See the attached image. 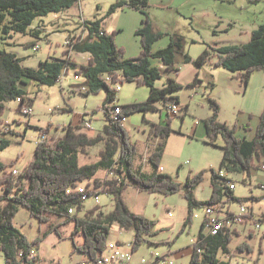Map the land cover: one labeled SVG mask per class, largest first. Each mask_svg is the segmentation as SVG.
<instances>
[{"label":"trees","instance_id":"1","mask_svg":"<svg viewBox=\"0 0 264 264\" xmlns=\"http://www.w3.org/2000/svg\"><path fill=\"white\" fill-rule=\"evenodd\" d=\"M79 1L0 0L1 41L9 47H15L16 44L11 41L17 34L39 38L40 26L32 27L39 17L65 12ZM126 6L140 11L143 15L141 27L136 31V35L141 38L142 50L140 55L133 59L127 58L125 51L115 44V32L104 30V22L109 16ZM148 8L149 0H122L112 5L106 18L84 22L85 34L75 38L72 36L70 39L75 40L71 52L91 55L86 65L72 62L69 58L49 57L40 62L38 67L32 68L24 66V57L5 49L0 51V116L4 114L6 103L16 102L18 98L28 100L26 87L30 84L54 86L67 74L70 67H75V73L83 76L87 94H106V125L101 133L90 136L80 131L81 126H70L64 128V135L58 139L40 140L33 161L19 175H15L13 170L9 172L8 169L13 163H0V252L5 256L7 264L38 262V256L33 258L30 253L32 250H39L40 239L30 241L14 224L20 208H25L40 224L50 222V216L64 217L68 223L74 225L71 239L76 235L83 237V244H75L76 249L96 261L106 251L111 229L115 224L124 232L134 233V252L149 242V236L154 235L155 221L132 213L125 203L124 194L130 186L141 193L163 196H174L182 192L189 208L182 232L192 226L193 211L196 208L212 204L220 206L229 202H247L245 199L236 198L226 183L229 179L220 176V173L225 171L251 176L255 163L264 161V110L257 125L255 138L251 141L239 140L236 138L235 129L220 123L218 102L208 99L212 114L204 121L208 135L206 143L222 151V160L218 171L211 170L212 196L207 202H200L194 198V194L204 181V173L192 175L181 184L171 175L160 171L167 139L175 133L172 129L173 116L169 114L168 107L172 103L181 106L179 98L174 94L181 90L182 86L169 79L165 87L158 88L156 83L162 79L163 74L158 67L152 65V60L159 59L168 69H175L178 62L193 64L198 69L205 66L219 67L234 73L247 84L255 72L264 71V24L252 33L248 43L224 47L208 45L195 60L185 50L184 37L175 34L165 49L153 51V45L163 39L164 34L155 31L148 16ZM105 76H109L110 81H107ZM125 82L148 88L149 97L144 103L120 106L122 116L128 118L136 113L148 114L163 110L167 113L162 123H149L148 137L157 139L155 150L148 156L152 167L150 173H144L135 167L137 146L131 141L126 126L112 120L108 106L116 100L117 91L113 86ZM214 86L212 83L209 87L211 91ZM159 104H162L161 110L158 109ZM180 110L186 114L187 106L181 107ZM18 112L21 113V105ZM146 120L143 122H147ZM244 128L249 130L248 124ZM39 130L41 134L48 133L50 126ZM220 139L222 144H219ZM9 144L8 141H2V147ZM101 144L104 148L99 152V161L81 165L80 156L86 154L88 148ZM101 171L109 172L113 177L99 180L98 174ZM83 184L86 185V195L89 198L94 195H110L114 201L112 211L103 212L101 207H96L88 210L84 217H79L78 213L71 215L70 209L75 208L77 212H81L84 208V195L76 191ZM71 189L74 191L69 193ZM199 241L201 242L194 244L191 264H230L219 257L222 254H230L232 235L222 232L218 236L205 237L202 227ZM239 248L250 251L244 244ZM198 249L204 251L203 255H199Z\"/></svg>","mask_w":264,"mask_h":264},{"label":"rangeland","instance_id":"2","mask_svg":"<svg viewBox=\"0 0 264 264\" xmlns=\"http://www.w3.org/2000/svg\"><path fill=\"white\" fill-rule=\"evenodd\" d=\"M119 1L122 0H80L72 9H68L65 12L50 13L45 17H39L35 21L34 26H32L33 28L40 26L39 38L17 34L14 40L11 41L16 46L9 47L1 41L0 36V51L5 49L24 57L26 61L24 66L32 68L38 67L40 62L45 61L49 57H62L64 51L65 59L69 58L72 62L85 65L86 62L83 56L70 55L68 53L70 49L65 45V42L72 36L77 37L85 34L83 31L84 22L106 18L112 5ZM161 1L169 4L175 0ZM180 1L185 0H177V3ZM219 1L204 0V5L215 8ZM251 2L253 3L254 1L251 0ZM152 11L159 19H162L164 14L159 8L154 7ZM182 11H185V9H182ZM222 11L221 7L216 8V12H220L221 16L225 15L224 17L230 20V16H227ZM137 14L139 13L131 11L129 8L120 9L109 16L106 24L109 33L115 32L117 39L115 44L124 51L126 49L128 53L134 46L142 50L141 38L137 37L132 27L133 18L138 16ZM174 15L178 14L176 12L170 13V16ZM214 16L215 11L204 13L202 22L196 23L198 28H192L190 18L185 19L184 17L176 16L179 21V32L187 38L186 51H190L192 57L196 59L208 45L215 46L212 32L216 29L218 21ZM224 22L223 29L228 26V20L225 19ZM236 32H232L226 40L231 43L238 40ZM194 39L200 41L201 44L194 45ZM125 55L127 57L126 51ZM75 72L76 68L70 67L67 74L63 75V80L54 86H39L34 83L26 87L29 93L26 105L33 110V115L30 117H24L22 113L18 112L19 104L17 102L6 103L4 114L0 116V163L6 165L13 163L14 165L8 169L9 172L12 170L15 172V169H17L19 173H22L33 161L36 147L42 140L40 128L50 126V132L46 133L48 134V139L62 137L65 133L64 128H69L70 126H81L82 129L80 131L90 136L101 133L104 130L106 125L104 112L106 94L105 92L87 94L80 91L81 88L87 90V87L84 85L83 76L78 75V78H75ZM206 74L216 84L215 91L211 94V88H207L205 81V86L199 89L198 96L193 97L192 100L188 90L181 93L184 103L183 107L188 105L189 113H186L187 115L183 118L185 111L180 110L179 115L173 117L172 129L177 134L171 135L169 139L164 156L165 163L162 165L165 167L166 173L174 177L179 183H184L192 175L200 172L204 173V181L194 194V198L200 202H207L212 196L210 185L211 170L218 171L222 160V151L208 145L204 140L205 132L201 121L212 114L209 109L211 105L204 94H211V97L218 102L220 105V123L235 129L236 138L239 140H248L252 137L257 123H259V117L264 110V71L255 72L247 84L241 81L234 73L215 66H205L202 70V77L205 78ZM167 84L168 80L165 76L156 83L158 88H163ZM117 87V85L113 86L115 90ZM120 88L118 91L116 90L115 102L108 105L110 109L114 105L144 103L148 100L149 89L146 87H139L135 83L125 82L120 84ZM157 106L160 110L162 109V104ZM166 115V111L163 110L162 114L158 111L147 115L141 112L128 117L125 126L130 132V136H132L131 141L137 146L135 167L142 164V166L147 167V172H150L152 167L149 162L146 164L147 156L149 152L155 150L157 145L156 138L151 141L146 140V125L143 122L145 116L147 120L151 119L159 123V121L165 120ZM86 123H90L91 128H85L84 125ZM245 124H248L251 131L245 130L243 127ZM3 140L8 141L10 143L9 146L2 147ZM222 143L220 139L219 144ZM103 148V144L98 147L88 148L86 154L80 156V164L98 162L99 152ZM179 167L180 170L177 173ZM223 172L226 178L229 179L226 183L235 187L233 192L236 198H242L247 201L246 203L242 202L243 204L250 209L254 208L255 211L264 205L263 200L260 198L259 200H252V197H259L262 194L258 183L263 180L261 170H257L251 176ZM0 174H2V171H0ZM112 177L113 175L106 171H101L98 174L99 180ZM99 199L100 203L97 204L94 196L90 197L84 202L82 211L75 212L79 214V217H84L88 210L96 207H101L103 212H111L114 208L112 197L102 194ZM124 199L131 211L156 223L153 227L154 235L149 236V242L135 252L134 262L136 261L137 263L142 258L150 261L152 260V255L159 254L167 255L168 260H171L174 264H191V245L200 234L204 207L196 208L193 211L198 213L200 218L192 219V226L182 234H179L189 211L188 203L182 192L174 196L141 194L132 186L127 189ZM240 204V202L226 203L232 211H238ZM39 222L25 208L19 209L14 221L16 227L30 241H35L37 238L40 239V248L36 250L38 262L34 264H80L82 260L87 258L75 247V244L81 246L82 240L79 235H76L73 240L71 239L74 231L72 223H68L64 217L59 216H50V222L44 224ZM243 228L241 224L234 227L233 233L236 234L233 235V241L229 246L230 254L220 255V260L228 261L230 264H264V238L260 234V229H257L256 225L249 226L245 228L246 230ZM261 231H264V226ZM251 234H253L252 237L250 236ZM133 240V232H124L118 224L113 225L109 246H114L119 242L120 246L126 247ZM152 240L176 241L172 245L164 243L158 246L152 243ZM242 244L247 245L250 251L241 250L239 246ZM170 247H172L173 252H179L180 255L173 259L169 258L167 253L170 251ZM0 264H7L5 256L1 252Z\"/></svg>","mask_w":264,"mask_h":264},{"label":"crops","instance_id":"3","mask_svg":"<svg viewBox=\"0 0 264 264\" xmlns=\"http://www.w3.org/2000/svg\"><path fill=\"white\" fill-rule=\"evenodd\" d=\"M154 7L159 8L161 10V12L164 14L162 19H159V17H157L155 14H153L152 10ZM217 7H221V9L223 10L222 12H225V14L227 16H230V18L232 20L225 18L224 17L225 15L221 16L220 12H216ZM127 8H129L131 11H136L137 13H139V14H137L138 16H135L133 18V23H132L133 24L132 27L134 28V30L136 32L137 29H139L141 27L143 15L140 11L131 9L130 7H127V6L124 7L123 9H127ZM182 9H185V11H182ZM147 11H148V16H149V18H150V20H151V22L155 28V31H160V33L164 34L163 39L159 40L158 42H156L153 45V51L154 52H157L159 50L161 51V50L165 49L168 45H170L171 38L174 34L184 37V39L186 41V45H187L186 36L184 34H182L181 32H179V30H180L179 29V21L176 19V16L184 17L185 19L190 18L191 19L190 25L192 26V28L193 27L198 28L196 23L202 22L201 20L203 19L204 13L215 11L214 17H215V19H217L218 22L216 25V29L212 32V34L214 36L213 43L215 46H220V47L229 46V45L237 46V45H244V44L248 43L251 40L252 33L255 30H257L261 25L264 24V0H261L260 2H253V3L251 2V0H220L217 3V6L215 8L209 7V6L206 7L204 5V0L203 1H195V2H193L192 0H189V1L185 0V1H180L179 3H177V0H175L174 2L172 1L169 4L164 2V1H161V0L160 1L149 0V8ZM171 12H176V14H178V15L170 16ZM225 19L228 20V22H227L228 26L225 29H223V24H225V22H224ZM108 20H109V18L104 22V30H106V31H107L106 24L108 23ZM234 31H237L236 33H237L238 40H235V41H233V43H231L230 41H227L226 38ZM137 37H139V36H137ZM116 42H117V39H116ZM193 44L199 45V44H201V42L198 41L197 39H194ZM186 45H185V50H186ZM118 47H120V46H118ZM125 51L127 53V58L130 59V58H135L136 56H138L139 52H141V49L134 46L133 48L130 49V53H128L126 49H125ZM64 52H63L62 57H54V58L65 59ZM187 53L189 54V56L191 58L196 60L195 57H192L190 51H187ZM75 54L77 56L78 55L84 56L86 58L85 59L86 64H87V59L91 58L90 54L73 53L72 55H75ZM20 57H22V56H20ZM23 63H26V61ZM152 65L158 67L159 70H161V72L163 74L162 77L165 76V78L167 80L172 79V80H174V82L176 84L182 86V89L177 91L174 94L180 100V104H181V106H179L180 109H181V107L184 106V103H183V100L181 97V93L183 91L188 90L190 99L192 100L193 97L195 98L198 96L199 89L202 86H205V81H206L207 88H209L211 86V84L214 83L211 78H208L209 77L208 74H206L205 78L202 77V70L204 69V67H202L201 69H198L193 64L178 62V64L175 65V69H168L165 66H163L162 62L159 59H153ZM210 76L212 77V75H210ZM165 86L166 85H164V87ZM215 88H216V84L214 86V89L210 92L211 94L213 91H215ZM211 94H208V95L204 94V96L207 97V99H209V98L213 99L211 97L212 96ZM185 103H187V102H185ZM158 109L160 110L159 107H158ZM209 109L212 112L210 106H209ZM159 113L162 114V112H160V111H159ZM187 113H189L188 105H187ZM145 115H147V114H145ZM185 115H187V114H185ZM210 116H211V114L205 120L202 119V121H201V123L203 124L204 132H205V136H204L205 142L207 141L208 135H207L206 128L204 125V121H206ZM144 119H147L146 116ZM146 121L147 122H144L146 125L145 132L147 133L146 140L151 141L153 138L148 137L149 130H150V124L149 123H151V122L157 123V122H155L151 119L146 120ZM160 123H162V121H159V123H157V124H160ZM259 123H260V117H259ZM257 125H258V123H257ZM243 127H244V125H243ZM256 129H257V127H256ZM256 129L253 131L252 137L249 138L247 141H251L253 138H255ZM245 130H247V129H245ZM248 131H251V129H249ZM174 134H177V133L175 132ZM174 134H172V135H174ZM179 134H182V133H179ZM170 137H171V135H170ZM170 137L167 139L166 150L168 147V142H169ZM131 139H132V136H131ZM151 152L148 153V156L151 154ZM148 156H147V161H146L147 163L146 164H148ZM164 156H165V153H164ZM163 163H165L164 157L162 159L161 169L163 170L162 173H166L165 167L162 166ZM136 167L141 169V171H143L144 173H150L151 172V171L147 172V167L142 166V164L137 165ZM180 167L177 169V173H179ZM256 171H257V169L253 170L251 175L255 174ZM166 174H168V173H166ZM263 182H264V174H263V180H260L258 183H263ZM181 184H183V183H181ZM84 186H86V185L83 184V186H81V188ZM130 187H132V186H130ZM125 194H126V192H125ZM259 198L261 200H263V198H264L263 193L259 197H252V200H259ZM263 203H264V201H263ZM129 210H130V208H129ZM75 211H77L76 209H74V213L77 214V212H75ZM131 212L134 213L133 211H131ZM134 214H136V213H134ZM187 215H188V212H187ZM184 222H185V220H184ZM183 226H184V223H183ZM202 227H203V223H202ZM202 227L200 228V233H201ZM183 232H182V227H181L179 234H182ZM199 236H200V234L193 241V244L191 245V256H190L191 260H192V256L194 253V244L196 243V241H198ZM79 237L82 240L80 245H82L83 244V237L82 236H79ZM175 241L171 242V240H168V241L164 242V241L152 240L151 242L154 243L155 245L159 246V245L164 244V243H169L172 245V243L174 244ZM167 254H169V258H171V259L180 255L179 252H173L172 247H170V251ZM140 261L141 260H139L137 263L135 261L134 264H141Z\"/></svg>","mask_w":264,"mask_h":264},{"label":"built area","instance_id":"4","mask_svg":"<svg viewBox=\"0 0 264 264\" xmlns=\"http://www.w3.org/2000/svg\"><path fill=\"white\" fill-rule=\"evenodd\" d=\"M80 36V35H79ZM78 37V36H77ZM73 38H75L73 36ZM75 40H71L70 38L65 42V45L69 47L70 49V55L73 54L71 52L72 50V43ZM83 59L85 61V57L83 56ZM89 58L87 59L88 62ZM79 74L75 75V78H78ZM105 79L107 81H110L109 76H105ZM63 80V76L60 79V82ZM121 89L120 85L117 87V91ZM80 91L83 93H87V90L84 88H81ZM28 100H23L22 98H18L16 101L19 105H21V113L24 117H30L33 115V110L30 106H27ZM112 120L115 122L121 123L123 126H125L127 121V116H122V108L118 105L112 106V109H110ZM168 112L171 116L176 117L180 113V108L176 104H171L168 107ZM85 128H91L90 123H86ZM41 139L46 140L48 139V134L43 133L41 134ZM255 169L261 170V172L264 174V161L260 160L255 163ZM162 172L163 170L160 169ZM15 175H19V170L15 169ZM220 176L226 178L224 172L220 173ZM229 187L231 191L235 190V187L231 184H229ZM259 187L264 195V182L259 183ZM71 191H74L71 189ZM76 191H79L80 194H83V201H87L89 197L86 195L87 189L86 187H78ZM94 198L96 200V203H100L99 196H95ZM264 201V198H263ZM74 209H70L69 213L71 215H74ZM193 219H198L200 216L198 213L193 212ZM203 220V233L205 237H208L210 235L218 236L220 233H229V235H235L236 233H232V227L234 224H241V227H244L243 229L253 226V225H260V234L262 238H264V231H261L264 226V205L262 207H259L258 210L255 211V209L248 208L245 204L241 203L239 205L238 211H232L229 206L226 204L223 205H206L204 206V212L202 216ZM246 230V229H245ZM251 236V235H250ZM204 241V240H203ZM196 242H201L196 241ZM36 249L32 250L30 253L33 258L37 257ZM199 255H203L204 251L202 249H198ZM134 255L135 252L133 250V242H130L129 245L126 247H122L119 245V242L116 243L114 246H109V241L107 244V249L102 254L101 258L99 260L93 261V259L86 258L85 260H82L80 264H134ZM22 256V254L20 255ZM141 264H174L171 260H168L167 255H152V260L147 261L146 259L142 258L140 261Z\"/></svg>","mask_w":264,"mask_h":264},{"label":"bare ground","instance_id":"5","mask_svg":"<svg viewBox=\"0 0 264 264\" xmlns=\"http://www.w3.org/2000/svg\"><path fill=\"white\" fill-rule=\"evenodd\" d=\"M237 225H239V224H234V225H233V227H232V232H233L234 227H236ZM256 226H257V229H260V225H256Z\"/></svg>","mask_w":264,"mask_h":264}]
</instances>
